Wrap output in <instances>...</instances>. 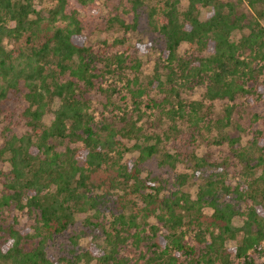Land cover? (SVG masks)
<instances>
[{"label":"trees","instance_id":"obj_1","mask_svg":"<svg viewBox=\"0 0 264 264\" xmlns=\"http://www.w3.org/2000/svg\"><path fill=\"white\" fill-rule=\"evenodd\" d=\"M70 2L54 0L40 11L33 0H0V99L22 94L27 102L26 131L6 127L0 144V264H257L255 255H264V134L236 147L232 130L237 102L254 104L264 94V0H188L185 8L164 0L155 22L156 8L150 13L163 46L145 83L139 59L128 64L120 54L98 66ZM137 13L122 25L136 28ZM109 76L133 103L99 121L91 108L98 88L119 92L98 84ZM196 88L206 101L230 104L217 111L190 97ZM208 135L216 145L228 142L235 158L198 156ZM122 138L136 158H124ZM184 142L193 148L186 155ZM187 157L194 173L172 176ZM231 165L239 170L234 184L226 176ZM189 181L195 196L184 187ZM16 209L32 222L10 220ZM130 239L134 259L125 255Z\"/></svg>","mask_w":264,"mask_h":264},{"label":"rangeland","instance_id":"obj_2","mask_svg":"<svg viewBox=\"0 0 264 264\" xmlns=\"http://www.w3.org/2000/svg\"><path fill=\"white\" fill-rule=\"evenodd\" d=\"M142 4H137L133 0H96L89 4H81L76 0H71L68 11H74L78 18L81 20L82 33L86 36V44L90 46L94 54H96V59L98 61V66H102L104 63V58L114 59L116 55H123L126 58L128 64L134 63L136 59L141 61V81L146 82V76L153 70L155 60L159 54V49L163 46V39L156 32L152 25L151 12L152 9L156 8L157 13L154 14V22L159 18V11L162 10L164 0H142ZM34 6L37 10L45 11L53 3L54 0H33ZM188 0H181V7L185 8ZM138 15V23L136 28H126L122 25V21L125 24H132L135 20V13ZM207 10L203 9L201 17L205 18ZM67 21H60L57 25H65ZM264 25V19L262 20ZM241 33L236 34L239 37ZM189 49V46L184 44L181 47V51L184 52ZM105 56V57H104ZM101 58V59H100ZM115 63L112 64L114 67ZM129 72V71H128ZM134 73L130 72L129 76L133 77ZM116 76H109L107 80L98 83L103 88H111V84L117 85L119 92L112 93L111 95H106L98 90L96 91L94 100L92 101L91 108L95 112L97 119L101 121L103 117L107 116V113L119 112L117 106L124 104H132L133 98L130 92H127L123 87L122 82L117 81ZM264 91V87H261ZM110 92V91H109ZM124 94L126 97H123ZM203 89L196 88L194 92L190 95L194 99H203ZM126 98V99H125ZM142 102L145 104L148 99L143 96ZM260 100V101H259ZM256 101L254 104L246 101L245 97L237 102L236 109L234 111V120L239 123L237 128H233L232 133L238 134L240 136V142L235 144L236 147L249 146L254 140V133L261 131L264 134V94L261 99ZM205 101L208 106L214 105L217 111L223 112L227 104L230 102L214 101L213 103ZM108 105V106H105ZM27 106L22 94H12L9 93L6 98L0 99V144L2 143L3 134L6 131V127H11L13 132L21 134L26 131V127L23 126L22 112ZM57 105L54 106L56 108ZM53 118L52 113H48L45 116V122L50 124ZM217 133L216 130L213 131ZM204 141L200 140V146L197 147V155L203 156L206 153L211 154V160L216 162H222L226 157L235 158L231 155V148L229 143L225 142L223 145H216L211 139V135L203 138ZM186 146L183 149V154H188L193 148L192 145ZM118 148L123 151L125 159L136 158L137 152L132 150V142L127 141V138H122L120 144L117 145ZM64 148V145L60 146ZM190 157V156H188ZM187 159L182 163L178 164L174 171H171L172 176H176L181 172H186L189 175L194 173L193 169V159ZM1 167L6 168L4 164H0ZM151 168H156L154 164L150 166ZM228 182L235 183V179L232 176L238 174V167H233L232 165L227 168ZM188 182V181H187ZM190 185L187 183L184 186L186 189L195 196L196 185L189 181ZM183 187V188H184ZM113 203V202H112ZM111 203V204H112ZM118 205V204H117ZM207 215H209L212 210L205 209ZM10 220L13 219L12 216L19 218L22 224L29 225L32 220L28 217L25 211L13 210L11 213ZM243 220L241 217H236L234 223L238 226L242 224ZM91 237L82 239L80 246L77 248L78 252H82L88 247ZM129 245L125 249V255L129 258L135 257V251L132 246V239L129 240ZM235 240H231L227 243L229 247L236 245ZM56 247H51L49 250V255L51 258H57L59 253ZM257 257V264H264V255H255Z\"/></svg>","mask_w":264,"mask_h":264}]
</instances>
